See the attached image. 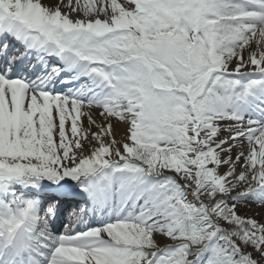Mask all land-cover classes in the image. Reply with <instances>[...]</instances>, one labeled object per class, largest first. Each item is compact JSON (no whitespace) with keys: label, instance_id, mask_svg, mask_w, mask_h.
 <instances>
[{"label":"snow or ice","instance_id":"6c2138e0","mask_svg":"<svg viewBox=\"0 0 264 264\" xmlns=\"http://www.w3.org/2000/svg\"><path fill=\"white\" fill-rule=\"evenodd\" d=\"M0 264H264V0H0Z\"/></svg>","mask_w":264,"mask_h":264}]
</instances>
